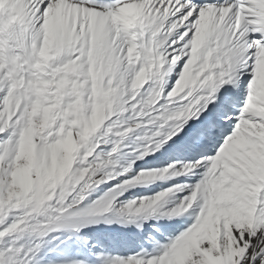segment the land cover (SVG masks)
<instances>
[{
    "label": "snow or ice",
    "instance_id": "snow-or-ice-1",
    "mask_svg": "<svg viewBox=\"0 0 264 264\" xmlns=\"http://www.w3.org/2000/svg\"><path fill=\"white\" fill-rule=\"evenodd\" d=\"M125 111L160 128L174 122L168 140L146 145L136 160L157 151L180 163L142 170L91 208L68 213L89 190L116 178L104 169L121 144L103 163L73 165L81 149V159L93 157L105 143L94 134ZM142 126L133 123L119 135ZM160 136L156 130L149 139ZM18 167L24 192L8 203ZM167 174L198 179L132 199L121 211L155 213L175 196L160 218L183 217L171 226L179 235L156 227L163 239L153 238V252L112 264H264V0H0V225L10 210H28L0 238L24 231L55 198L64 202L69 185L83 182V190L57 220L109 212L129 185ZM0 264L31 261L4 249Z\"/></svg>",
    "mask_w": 264,
    "mask_h": 264
},
{
    "label": "bare ground",
    "instance_id": "bare-ground-1",
    "mask_svg": "<svg viewBox=\"0 0 264 264\" xmlns=\"http://www.w3.org/2000/svg\"><path fill=\"white\" fill-rule=\"evenodd\" d=\"M102 71H103V64L100 65V68L98 70H95L93 72L94 78H98L100 75V72H102ZM175 80H176V77H175V75H173L172 76V82L169 83V85H168L169 88H171L172 83H174ZM151 83L153 84V86L155 85L154 81ZM144 87H145V89H147L148 85L146 84ZM97 94L98 95H104V90L102 88H98ZM161 101H163V99ZM161 101H159L158 103H161ZM104 110H105V107L103 104H99L97 106V112H98V115L100 117L103 116ZM136 115H138V112H136V111H125L122 113H117L115 116L111 117L109 121H106L105 124L101 126V129H99L98 132L96 134H94L96 138L103 139L105 141V143H103L104 144V146H103V157L104 158L107 157V154L117 144H121L120 150L115 155L108 157L109 159H111L113 161V163L108 164L107 167L104 169V172L110 171V172H112V174L116 178L109 180L104 185L103 191L96 192L95 198H100L101 196L103 197L105 192H107L109 190V188H111V187H113V186H115V185H117L123 181L135 179L139 175L140 171H142V170H159V169H162L164 167H167L169 163H172V164H179L180 163V161H177V160L169 161L168 158L160 156L159 152H157V151H152L150 157H146L144 160H136L137 155L139 154L140 151H142L144 149V147L146 145L151 144L152 149H155L156 143H159L161 141H167L168 140L167 128L169 127V125L174 123V122L170 121L169 125H165L163 128H160L158 125L157 127L160 128L161 136L155 137L153 139H149L150 137H152L154 128H152V130L150 132L152 125H150V127L146 126L148 124L147 123V117H138V120H140V122L143 121V126L140 128L134 129L133 132L129 133L127 136H120L119 135L120 132L126 131L128 127H131L133 125V123H136V121L134 119V117ZM116 120H119L120 123L113 127V124ZM109 127H112L111 132H108ZM139 131H142L144 134L143 142H141V143H139V141H135V140H138L140 138ZM130 142H134V143L136 142V145L134 147L129 146ZM127 146H129L130 148H127ZM94 152H95V150H94ZM81 155H86L85 149H81L80 152L78 153L77 161L74 162V165H73L74 169L79 168L82 165L80 162V159H81L80 156ZM95 157H98V158L94 159V160H90L89 161L90 163L87 161L89 163V167L92 166L93 161L96 162V160L98 161L99 158L104 159L103 157L100 156L99 152H97ZM92 158H94V157H92ZM134 160L136 161V164H135L132 171H130L129 173L123 174V175H117L119 173H123L124 168L127 167L129 165V163H131ZM100 163H102V162H100ZM23 174H24L23 167H18L17 171H16V175L14 177L13 189L9 193V194H11V193H14V191H16V193L19 194L18 197L16 198L17 201H19L21 199L22 194L24 192V185L21 183V177L23 176ZM196 179H198V177H190L187 175H182L179 177H173L171 174H167V175H165V177H163L161 179H149V180H151V182H149L144 188L137 187L136 185H138V184L129 185L126 188V190H124V195L118 196L117 200L113 204V208L109 212H106V213L108 214V216H111L110 218H115V221L117 218L122 222V218L124 219L130 213H128L126 211L122 212L121 209L132 199L152 196V195L158 193L159 191L166 189L172 185H183L185 183L192 184V183H195ZM149 180H147V181H149ZM140 184H142V183H140ZM77 186H78L77 187L78 189L76 190L75 195L70 199L69 203H71L80 194V191L83 190V187H82L83 182H81V185H77ZM17 188H19L20 190L17 191L16 190ZM90 191L91 190H89V193H90ZM92 199H94V198H92ZM174 202H175V196H173L171 198H166L165 201L161 202L160 207H162L164 204L168 203V206H166V207L171 211L172 207L174 206ZM79 206L80 205H77V206H74L73 208H70L68 213L82 211L84 209L92 207V205L91 206L83 205V207H79ZM163 208H161V209H163ZM68 213H64L63 215H67ZM98 214H100V213H98ZM140 215H143V214H140ZM97 216H100V215H97ZM97 216H88L87 217L88 222H87L86 226L92 225V223H90V221L95 219V217H97ZM147 217H150V216H147ZM81 218H82V216H73L70 221H65L63 218H61V224H65L67 226H74V229H76V227L81 222ZM101 218H99V220ZM109 220H111V219H109ZM182 220H183V217H181V219H170L171 223L169 222L168 225H162V224L156 222L157 219H156V221L154 219H152V220H149L147 223H145L142 229H137L135 232H132V233L131 232L126 233V231H125L126 234L122 235L121 238H119V237H107L106 238L104 235L103 236L99 235L98 232H96L95 234L93 232L92 233L81 232V234L85 235V236L92 237V239H93V241L90 242L91 251L88 252L91 256L93 254H97L99 256V258L102 257L104 260H106V262L108 264H112V262H114V261L131 259L136 254H138L142 251H145L146 248H149L148 246L153 247L154 246L152 243L153 238L163 239V237H161L159 235V233H157L155 231L156 227H159L162 230H169L172 235L178 236L180 233V230L178 228L173 229V228H171V226L181 224ZM141 222H144V221H141ZM163 222L166 223V221H163ZM101 223H102V221H101ZM190 223H192V221H189V224ZM102 225H104V224H102ZM113 227H110V228H113ZM110 228H108L107 230H111ZM94 229H95V227H94ZM96 229H98V228H96ZM118 230H120V229H118ZM122 230H123V228H122ZM75 233L77 234L79 232L76 231ZM87 242H88V240H87Z\"/></svg>",
    "mask_w": 264,
    "mask_h": 264
},
{
    "label": "rangeland",
    "instance_id": "rangeland-1",
    "mask_svg": "<svg viewBox=\"0 0 264 264\" xmlns=\"http://www.w3.org/2000/svg\"><path fill=\"white\" fill-rule=\"evenodd\" d=\"M162 103L163 101H161L160 104ZM138 117H139V114L134 117L136 122H140V120H138ZM150 125H152L150 132L152 128H154L153 133L156 130L160 131V128L157 127L158 124H147L146 126L150 127ZM139 133H140V138L135 141H139V143H141L143 142L144 134L142 131H139ZM99 141L100 139L95 137V142L99 144ZM135 145H136V142L135 143L130 142L129 144V146H133V147ZM103 146L104 144H99V147L95 149V152H94L95 154H93L94 158L88 157L87 160L80 159L81 164L85 166H89L90 160H94L98 158V157H95L97 152H99L100 156L103 157ZM129 146H127V148H130ZM82 156L84 155H81L80 158ZM98 162L103 163L104 159L99 158L98 161L96 160V163ZM149 182H151V180L149 181L145 180L141 182L142 184L139 183L136 186L140 188H144ZM104 185L105 184H101L99 188L95 190H91L90 194H88L89 196L87 197V199L79 207H83V205L91 206L97 200H99L102 196L100 198H95V193L98 191L100 192L103 191ZM77 187H78L77 185H69V195L66 197V200L64 202H60L58 197L55 198L52 202H50L49 211L47 213L32 214L29 217V219L26 221V223L22 226L25 228L24 231H16L13 233H9L8 236L4 238H0V250L12 249L16 260H30L31 264H53V262H62V264H67V262L71 260H87L88 264H97L98 262H99L98 264H108L106 260H104L102 257L99 258L97 254H93L91 256L88 253L89 251H91L90 242H92L93 239L92 237L82 235L81 232H88V233L93 232L94 234L98 232L99 235L101 236L104 235L106 238L107 237L121 238L122 235H125L126 233H130V232L132 233V232H135L137 229H141L140 227H137V225L142 224L144 226L145 223H147L149 220H152V219H154L155 221L157 219L156 222L162 225H168L169 222L171 223L170 219L163 220L162 218H160L163 212L170 211L166 207L168 206V203H167V204H164L162 207L159 206L158 208L159 210H157L155 213H151L150 211L140 213L143 215H140V214L137 215L135 213H130L128 214L129 216L127 215L124 219L122 218V222L117 218L115 221V218H110L111 216H108L107 213H100V214H97L100 216L95 215L97 217H95V219L92 220V221H97V222L92 223V225L90 226H86L88 222L87 217L81 218V222L77 226L78 228L76 227V229H74V226H67L65 224H61V219L57 220L58 216H62L60 209L67 207L70 199L75 195V192L78 189ZM18 195L19 194L16 193V191H14V193L9 194L7 202L11 203L13 200H16ZM4 203L5 201L3 197H0V207H2ZM69 210L70 209H68V212ZM27 211L28 210H25V209L10 210L9 213L5 215L4 224L0 225V230H4L6 227H10L11 223L17 222L20 216L25 215ZM146 216H150L151 218L149 217L148 219H145ZM99 218L101 219L99 220ZM107 220L112 221V223L108 224ZM141 221H144V222H141ZM163 221H166V223ZM125 224H127V226H125ZM94 227L95 229L96 228L98 229L95 230ZM110 227H113V228H110ZM108 228H110L111 230H107ZM76 231H78L79 233L76 234L75 233ZM36 244H40L41 247L35 252L30 251V249L35 248ZM148 247L149 248H146L145 251H148V252L154 251V246L153 247L148 246ZM15 249H20V251L15 252Z\"/></svg>",
    "mask_w": 264,
    "mask_h": 264
}]
</instances>
